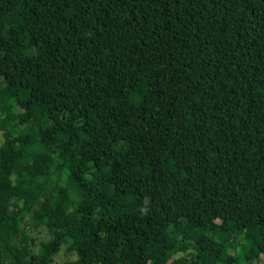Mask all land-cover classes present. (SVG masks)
<instances>
[{
    "label": "trees",
    "instance_id": "1",
    "mask_svg": "<svg viewBox=\"0 0 264 264\" xmlns=\"http://www.w3.org/2000/svg\"><path fill=\"white\" fill-rule=\"evenodd\" d=\"M0 66V264H264V0H0Z\"/></svg>",
    "mask_w": 264,
    "mask_h": 264
},
{
    "label": "rangeland",
    "instance_id": "2",
    "mask_svg": "<svg viewBox=\"0 0 264 264\" xmlns=\"http://www.w3.org/2000/svg\"><path fill=\"white\" fill-rule=\"evenodd\" d=\"M0 71L7 76L9 85L12 87L13 81L16 77L15 69L10 66H0ZM145 99H146V105H147L151 99L149 97H146ZM69 194H70L69 191L63 190L62 196L64 198V201L70 202ZM189 231L192 235L193 231L191 229H189ZM30 234L36 237L35 238L36 245L34 246L35 249L37 248L39 241L48 239V233L45 230V228L42 226H40L38 229H35V228L33 229V227H31ZM69 257H74V255L66 254L64 250V245H63V247L59 250V252L54 256L53 264H61L63 261H65Z\"/></svg>",
    "mask_w": 264,
    "mask_h": 264
}]
</instances>
